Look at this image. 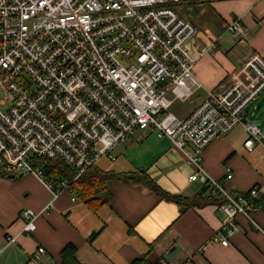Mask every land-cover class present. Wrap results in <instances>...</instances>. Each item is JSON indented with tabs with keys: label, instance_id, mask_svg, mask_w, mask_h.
I'll return each instance as SVG.
<instances>
[{
	"label": "built area",
	"instance_id": "2783aa9c",
	"mask_svg": "<svg viewBox=\"0 0 264 264\" xmlns=\"http://www.w3.org/2000/svg\"><path fill=\"white\" fill-rule=\"evenodd\" d=\"M212 1L0 0V173L32 176L52 197L38 213L20 212V234L33 233L35 221L72 182L103 159L115 162L116 150L134 132L150 129L192 167L190 183H201L223 200L225 219L209 244L227 247L238 216L260 231L252 215L261 189L230 195L202 169L201 155L239 126L247 133V152L264 140V132L246 121L264 91V59L249 55L186 117L169 111L199 88L193 66L215 49L196 44L197 30L180 9ZM225 30L239 43L249 37L237 20ZM43 160L60 161L72 180L47 182L34 166ZM16 241L5 237L0 253ZM43 254L38 248L30 260L38 264Z\"/></svg>",
	"mask_w": 264,
	"mask_h": 264
},
{
	"label": "crops",
	"instance_id": "0c3cea01",
	"mask_svg": "<svg viewBox=\"0 0 264 264\" xmlns=\"http://www.w3.org/2000/svg\"><path fill=\"white\" fill-rule=\"evenodd\" d=\"M180 11L197 30L196 44L203 49L215 47L204 52L193 66L199 88L184 102L186 107L177 108L175 116L184 118L208 93L225 83L249 55L264 59V0L186 3ZM235 20L249 35L243 43L225 30ZM256 102L247 110V122L250 108L255 113L260 110ZM258 125L264 132V124ZM246 139L243 126L215 139L203 151L201 167L230 195H243L257 186L264 201V140L247 152L243 148ZM227 171L229 181L225 179ZM98 172L109 175L100 202L93 201L96 197H78L75 190L63 192L53 202V209L35 221L31 234H20V212L27 209L38 213L51 202V194L32 176H0V245L4 246L8 236L17 240L3 248L0 264H35L30 259L38 248L44 250L38 264H60V253L67 245L75 247L79 264H264L261 206L252 215L260 231L238 216L229 245L222 247L208 241L220 231L225 219L220 208L223 200L212 199L215 202L196 203L183 210L144 182L114 178H145L169 197L198 201L210 196L204 185L188 181L193 169L183 155L151 129L134 132L116 150L115 162L103 159L89 174Z\"/></svg>",
	"mask_w": 264,
	"mask_h": 264
},
{
	"label": "trees",
	"instance_id": "16d2710c",
	"mask_svg": "<svg viewBox=\"0 0 264 264\" xmlns=\"http://www.w3.org/2000/svg\"><path fill=\"white\" fill-rule=\"evenodd\" d=\"M34 166H39L45 176V179L47 182L55 184L56 182L60 180H72L73 173L69 171L60 161H37ZM94 170V168L87 171V173L82 176L80 179L72 182L70 184V190H75V193L78 195V197H82L83 199L88 197H96L93 199V201H99L100 197L103 198L105 193V186L107 184V181H109L108 177L109 175H102L101 173H97L95 176L91 175L90 172ZM89 174V175H88ZM101 174V175H100ZM1 177H4L2 173H0ZM117 181L120 182H129V181H137V182H144L148 187L154 191L157 195L165 198L168 201H172L175 204H177L179 207H181L183 210L188 207H193L196 205V203H204L209 204L213 203L212 199H221L219 197H211L208 196V198H200L197 200L187 199L181 196H168L165 193L161 192L156 186H154L149 181H146L145 178H135L132 176H115L114 177ZM211 198V199H210ZM222 200V199H221ZM222 201H219V203ZM255 206H261L264 209V201L263 196L259 199H256L254 201ZM75 247L72 245H67L60 253V264H79L75 259Z\"/></svg>",
	"mask_w": 264,
	"mask_h": 264
},
{
	"label": "rangeland",
	"instance_id": "374dc122",
	"mask_svg": "<svg viewBox=\"0 0 264 264\" xmlns=\"http://www.w3.org/2000/svg\"><path fill=\"white\" fill-rule=\"evenodd\" d=\"M258 98L259 99H256L257 101L256 104L257 106H259L260 110L255 113L250 108V110L248 111V118L250 122L252 121V123H254L256 126L260 128V125H258V123L261 122V124H264V94ZM180 107H186V104L176 101L174 102L173 107H171L169 111L175 115L177 114V111H176L177 108H180ZM7 177L8 175L4 176L3 178H7Z\"/></svg>",
	"mask_w": 264,
	"mask_h": 264
}]
</instances>
